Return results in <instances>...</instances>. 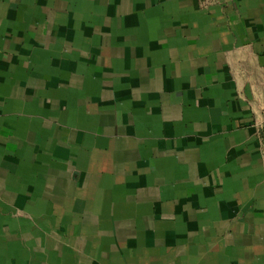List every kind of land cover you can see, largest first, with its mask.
I'll return each mask as SVG.
<instances>
[{
	"label": "crops",
	"instance_id": "obj_1",
	"mask_svg": "<svg viewBox=\"0 0 264 264\" xmlns=\"http://www.w3.org/2000/svg\"><path fill=\"white\" fill-rule=\"evenodd\" d=\"M0 264H264V0H0Z\"/></svg>",
	"mask_w": 264,
	"mask_h": 264
}]
</instances>
